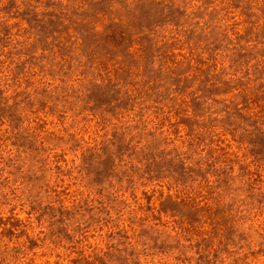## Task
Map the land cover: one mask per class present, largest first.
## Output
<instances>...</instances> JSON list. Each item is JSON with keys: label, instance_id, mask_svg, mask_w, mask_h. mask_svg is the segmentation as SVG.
Segmentation results:
<instances>
[{"label": "rangeland", "instance_id": "374dc122", "mask_svg": "<svg viewBox=\"0 0 264 264\" xmlns=\"http://www.w3.org/2000/svg\"><path fill=\"white\" fill-rule=\"evenodd\" d=\"M0 264H264V0H0Z\"/></svg>", "mask_w": 264, "mask_h": 264}]
</instances>
